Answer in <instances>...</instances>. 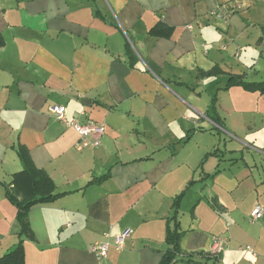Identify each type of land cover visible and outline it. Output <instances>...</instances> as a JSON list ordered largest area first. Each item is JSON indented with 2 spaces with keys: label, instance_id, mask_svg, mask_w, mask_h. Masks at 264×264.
<instances>
[{
  "label": "crops",
  "instance_id": "0c3cea01",
  "mask_svg": "<svg viewBox=\"0 0 264 264\" xmlns=\"http://www.w3.org/2000/svg\"><path fill=\"white\" fill-rule=\"evenodd\" d=\"M263 28L264 0H0V258L22 239L24 264H161L169 228L171 264H264V94L225 89L264 82ZM52 106L99 131L81 145ZM17 148L56 195L22 237Z\"/></svg>",
  "mask_w": 264,
  "mask_h": 264
},
{
  "label": "trees",
  "instance_id": "16d2710c",
  "mask_svg": "<svg viewBox=\"0 0 264 264\" xmlns=\"http://www.w3.org/2000/svg\"><path fill=\"white\" fill-rule=\"evenodd\" d=\"M170 29L163 24H158L153 27L149 32L154 36H166L169 37ZM264 34V28H263ZM132 59L133 56L131 55ZM132 66V62H131ZM213 72V71H212ZM210 73V72H209ZM234 86H241L246 90H258L264 94V82L261 83H249L243 80L239 76L229 77L225 89H229ZM215 100L211 102L210 109H214ZM207 117L214 123H218L217 117L212 114V111ZM16 152L22 163L21 172L15 174L12 180V188L7 190V197L14 203L17 208L16 221L20 228L19 236H26L28 232L27 227V213L28 211L39 204H44L52 201L56 195H54V184L48 178V176L40 170L35 169L31 163L28 154L25 150L17 148ZM178 234L174 230L167 229L166 240L170 248L166 255H164L161 264H171L177 257V242ZM216 257L217 256H213ZM0 264H24V251L22 247V239L19 244L11 251L7 252L0 258Z\"/></svg>",
  "mask_w": 264,
  "mask_h": 264
},
{
  "label": "built area",
  "instance_id": "2783aa9c",
  "mask_svg": "<svg viewBox=\"0 0 264 264\" xmlns=\"http://www.w3.org/2000/svg\"><path fill=\"white\" fill-rule=\"evenodd\" d=\"M217 18H222V15H216ZM225 49V47H223ZM49 113L53 115L57 120L62 121L65 123L68 127H72L73 129L76 130V132L80 135V144L83 146H87V138L93 134L99 131V129L92 127L90 125H81L78 123L77 119L73 118L72 120H67L65 118V109L62 106H52L49 108ZM93 146L98 145V141H94L92 143ZM263 215V210L259 206H255L250 214V221L252 223L258 221L261 219ZM129 237V231H124L120 235H117L113 238V245L117 249H121L125 239ZM223 242L224 240L219 239V238H214L212 240V245H211V251L214 254H219L220 252L223 251ZM110 245L109 240H105L103 242H97L91 246L90 251L95 255L97 259H103L107 255V250Z\"/></svg>",
  "mask_w": 264,
  "mask_h": 264
},
{
  "label": "rangeland",
  "instance_id": "374dc122",
  "mask_svg": "<svg viewBox=\"0 0 264 264\" xmlns=\"http://www.w3.org/2000/svg\"><path fill=\"white\" fill-rule=\"evenodd\" d=\"M226 44L229 45V44H231V42L226 43ZM243 47L244 48L241 47L242 51L244 50L241 53V55H243L245 53V50H246V46H243ZM259 59H261V58L257 56V60L260 61V67H261V65H263V63H264V58H262L261 60H259ZM257 62L255 64V66H257ZM245 70H246V73L249 74V79L251 80V78H253V75H252L253 73H249V69H245ZM254 73H256V72H254ZM255 75H257V73ZM255 119H258V117L256 115H254V112L247 111V113L244 114V116H241L240 118L237 117V119L235 117H230L229 120H230V122L240 120V123H259V122H256Z\"/></svg>",
  "mask_w": 264,
  "mask_h": 264
},
{
  "label": "clouds",
  "instance_id": "9594fccd",
  "mask_svg": "<svg viewBox=\"0 0 264 264\" xmlns=\"http://www.w3.org/2000/svg\"><path fill=\"white\" fill-rule=\"evenodd\" d=\"M253 54H255V53H253ZM249 258H251V257H249Z\"/></svg>",
  "mask_w": 264,
  "mask_h": 264
}]
</instances>
